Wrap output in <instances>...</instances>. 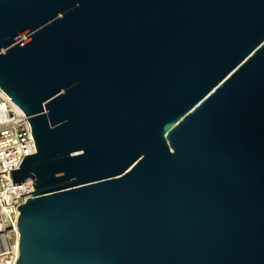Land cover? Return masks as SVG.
<instances>
[{"label": "water", "instance_id": "95a60500", "mask_svg": "<svg viewBox=\"0 0 264 264\" xmlns=\"http://www.w3.org/2000/svg\"><path fill=\"white\" fill-rule=\"evenodd\" d=\"M0 87L14 264H264V0H0Z\"/></svg>", "mask_w": 264, "mask_h": 264}, {"label": "built area", "instance_id": "2783aa9c", "mask_svg": "<svg viewBox=\"0 0 264 264\" xmlns=\"http://www.w3.org/2000/svg\"><path fill=\"white\" fill-rule=\"evenodd\" d=\"M35 151V140L25 112L0 87V264L16 261L17 205L25 202L33 190L32 178L14 183L10 169L19 167L24 155Z\"/></svg>", "mask_w": 264, "mask_h": 264}]
</instances>
